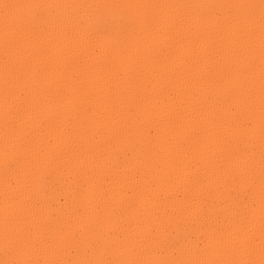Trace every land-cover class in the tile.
Instances as JSON below:
<instances>
[{
  "label": "bare ground",
  "instance_id": "bare-ground-1",
  "mask_svg": "<svg viewBox=\"0 0 264 264\" xmlns=\"http://www.w3.org/2000/svg\"><path fill=\"white\" fill-rule=\"evenodd\" d=\"M0 264H264V0H0Z\"/></svg>",
  "mask_w": 264,
  "mask_h": 264
}]
</instances>
